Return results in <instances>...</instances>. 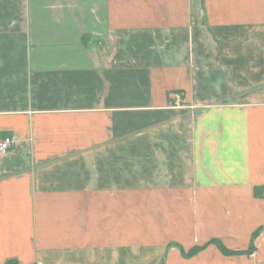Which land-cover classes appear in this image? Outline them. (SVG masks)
<instances>
[{"label":"crops","instance_id":"1","mask_svg":"<svg viewBox=\"0 0 264 264\" xmlns=\"http://www.w3.org/2000/svg\"><path fill=\"white\" fill-rule=\"evenodd\" d=\"M6 136L0 264H264V0H0Z\"/></svg>","mask_w":264,"mask_h":264},{"label":"trees","instance_id":"2","mask_svg":"<svg viewBox=\"0 0 264 264\" xmlns=\"http://www.w3.org/2000/svg\"><path fill=\"white\" fill-rule=\"evenodd\" d=\"M261 192H262V191H261ZM259 230H261V229H259ZM259 230L256 231V232L253 234V236H252V241L255 239L257 233L259 232ZM209 244H213V245H215V246L220 250V252H222L223 254L233 255V254H238V253H239V252H232V251H229V250H227L226 248H224L219 242L213 240V241L208 242L207 244H205V245L202 246V247H194V248H192V249H191L188 253H186V255H184V256H185V257L191 256V255H193V254L199 252L200 250H202L203 248H205V247L208 246ZM252 248H253V247L250 246V250H249L250 252H252ZM179 250L182 252V250H181L180 248H179ZM3 264H19V262H18L16 259L11 258V259H7Z\"/></svg>","mask_w":264,"mask_h":264},{"label":"built area","instance_id":"3","mask_svg":"<svg viewBox=\"0 0 264 264\" xmlns=\"http://www.w3.org/2000/svg\"><path fill=\"white\" fill-rule=\"evenodd\" d=\"M15 144V138L13 136H6L4 138L0 139V155L7 154L13 145ZM263 198H264V192H263Z\"/></svg>","mask_w":264,"mask_h":264}]
</instances>
